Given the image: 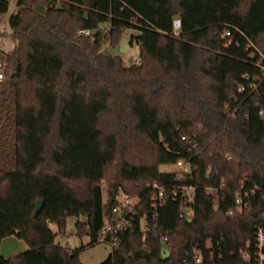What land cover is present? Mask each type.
Returning <instances> with one entry per match:
<instances>
[{
  "label": "trees",
  "instance_id": "16d2710c",
  "mask_svg": "<svg viewBox=\"0 0 264 264\" xmlns=\"http://www.w3.org/2000/svg\"><path fill=\"white\" fill-rule=\"evenodd\" d=\"M8 5L0 0V14ZM8 25L14 46L0 49V241L12 234L28 247L0 255V264H88L77 248L55 243L49 223L64 232L66 217L82 214L76 233L98 242L103 223L121 216L112 210L114 182L143 198L98 264H194L196 252L205 263L208 239L223 263L254 264L239 251L246 241L253 247L254 227L264 224V79L250 94L242 75L262 73L264 0H16ZM225 28L240 31L229 46ZM128 29L137 31V68L100 51ZM178 158L195 164L190 176L159 169ZM152 181L167 190L194 185L191 219L180 215L179 199L152 205ZM245 189L255 190L248 206L226 215Z\"/></svg>",
  "mask_w": 264,
  "mask_h": 264
},
{
  "label": "built area",
  "instance_id": "2783aa9c",
  "mask_svg": "<svg viewBox=\"0 0 264 264\" xmlns=\"http://www.w3.org/2000/svg\"><path fill=\"white\" fill-rule=\"evenodd\" d=\"M181 30V23L179 18L175 17L172 20V29L171 35L177 36L179 35ZM235 33L239 32V30L234 29ZM80 33L84 35H89V31L86 29L79 30ZM233 33V34H235ZM232 34V29L225 28L223 38H226L225 46H229L231 43V38L233 39L234 35ZM261 60H264V57H261ZM142 64V60L139 56L130 60L131 66L137 68ZM262 68V73L260 76H250L248 74H243L242 77L246 81H250L249 83V92L250 94L254 92L259 83L264 79V66ZM3 78V70L2 64L0 63V81ZM245 91V87L243 85H239L238 92L242 93ZM224 106L227 107V104L224 103ZM258 114L260 116L263 115V110H259ZM183 139H186L185 135L181 136ZM175 170L177 171V177L181 176H190L195 167V164L192 162L190 158H178L174 163ZM103 182V180H102ZM171 189L167 190L166 185L161 184L157 181L147 182L146 183V194H149L151 204L152 205H160L166 197H172L174 199H179L182 202L180 215L185 216L187 219H191L193 214V207L191 205V201L194 198V188L195 186L192 184H183V185H171ZM240 187H243V182H241ZM255 193L254 189H245L243 191L236 190L233 198V206L226 209V215H232L236 210H241L248 206L249 199L251 195ZM117 203L112 207L113 211L121 214L119 218L115 221L106 220L101 227V235L98 241H102L107 243L111 250L116 249L119 245L118 233L122 227L127 224H130L135 220L136 217V206L139 205V202L143 197L140 196H130L127 194H117ZM186 209L184 211L183 209ZM146 224L145 214L140 216L139 225L140 229L144 232ZM76 233V229L74 231ZM145 237V232L143 233L142 239ZM166 237H164L165 239ZM213 242L211 239H208L206 242V248L208 251V258L205 263H203V255L196 252L192 254L194 264H226L221 261L223 253L220 248L218 250H214ZM168 248V245H164ZM241 257L246 261H253L254 264H264V224L257 223L254 227L253 231V247L250 248V241H246V247L239 251ZM213 256H217V260H214ZM184 263L187 264V261L184 260Z\"/></svg>",
  "mask_w": 264,
  "mask_h": 264
},
{
  "label": "rangeland",
  "instance_id": "374dc122",
  "mask_svg": "<svg viewBox=\"0 0 264 264\" xmlns=\"http://www.w3.org/2000/svg\"><path fill=\"white\" fill-rule=\"evenodd\" d=\"M16 6V0H9L8 10L0 14V29L1 32L6 34L7 36L0 37V49L3 51H9L13 48L14 43L12 39L8 36L9 33V25H8V18L9 16L14 12ZM58 6H61V3L58 2ZM44 8V11L46 10V7L43 5L41 6ZM137 34L136 30L128 29L124 30L121 35L119 36V39L116 43L111 45L108 42H104L101 44L100 51L106 54H110L113 56H119L122 59H124V64L129 65L130 60L133 58L139 56L138 55V46L133 42H130L131 36H134ZM118 156V154H117ZM160 170H175V166L172 163H162L159 165ZM108 170L111 172L113 171V166H109ZM111 182V179L109 180ZM102 188L104 190L103 193V201H106L108 198V194L105 191V183L102 182ZM121 187L118 188V192L120 195L123 194ZM85 219L84 215H69L65 219V226H64V232L59 231L57 224L54 222H50L49 226L52 229V231L55 233V243H58L62 247L75 249L77 248V257L79 261L83 263L88 264H98L103 259L106 258V256L111 251V247L102 241L95 242L94 244H89V236L85 233L77 234L75 233V222L77 220L83 221ZM16 237V236H14ZM24 241V240H22ZM25 242V241H24ZM26 243V242H25ZM3 247L7 249V252L10 251L11 248H13V245L8 242H3ZM21 250V249H20ZM6 251H3L2 254L6 257L11 255L12 253H5ZM21 252V251H20ZM9 254V255H8ZM12 256V255H11Z\"/></svg>",
  "mask_w": 264,
  "mask_h": 264
},
{
  "label": "crops",
  "instance_id": "0c3cea01",
  "mask_svg": "<svg viewBox=\"0 0 264 264\" xmlns=\"http://www.w3.org/2000/svg\"><path fill=\"white\" fill-rule=\"evenodd\" d=\"M14 236L15 235L11 234V235H7V236H5V237H3L1 239V241H0V255L4 256L2 254L3 251H6L5 253H12L11 255H14V254H16V253H18L20 251H23V250L27 249V247H28L27 244L24 241H22L21 238L14 237ZM5 240L10 242L13 245V248H11L10 251H8V252H7V249L4 248L3 245H2ZM11 255H9V256H11Z\"/></svg>",
  "mask_w": 264,
  "mask_h": 264
},
{
  "label": "water",
  "instance_id": "95a60500",
  "mask_svg": "<svg viewBox=\"0 0 264 264\" xmlns=\"http://www.w3.org/2000/svg\"><path fill=\"white\" fill-rule=\"evenodd\" d=\"M58 7H60V6H58ZM35 9L39 13H44V8H42L41 6H37ZM84 18H87L86 14L84 15ZM118 188H119L118 183L114 182L112 184V195L113 196H115L117 194ZM42 205H43V199L42 198H38L35 201V207H34V210H33V215H37V213L41 209ZM183 210L186 211L185 208ZM161 251H162V256L163 257H166L168 255V249L166 248V246H162Z\"/></svg>",
  "mask_w": 264,
  "mask_h": 264
}]
</instances>
